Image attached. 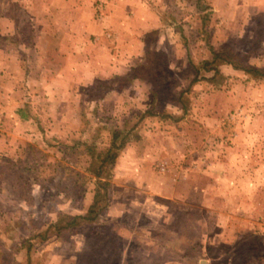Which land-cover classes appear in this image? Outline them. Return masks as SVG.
<instances>
[{
  "label": "rangeland",
  "instance_id": "rangeland-1",
  "mask_svg": "<svg viewBox=\"0 0 264 264\" xmlns=\"http://www.w3.org/2000/svg\"><path fill=\"white\" fill-rule=\"evenodd\" d=\"M55 1L0 0V264H264V79L225 62L264 69V0H157L143 56L83 83Z\"/></svg>",
  "mask_w": 264,
  "mask_h": 264
},
{
  "label": "crops",
  "instance_id": "crops-1",
  "mask_svg": "<svg viewBox=\"0 0 264 264\" xmlns=\"http://www.w3.org/2000/svg\"><path fill=\"white\" fill-rule=\"evenodd\" d=\"M56 1L63 3L61 52L66 61L63 75L77 83H83L87 76L96 78L103 74L110 75L107 72L113 63V69L124 72L125 67H122L132 49L135 52L128 57L130 61L145 53L148 46L145 37L155 27H152L148 19L145 21L142 17L145 13H141L146 7H159L157 0ZM170 1L163 0V3L168 7ZM99 7L100 11L103 10L102 20L97 15ZM137 25L144 29L139 31L138 37ZM2 142L6 145L5 135L0 144Z\"/></svg>",
  "mask_w": 264,
  "mask_h": 264
},
{
  "label": "trees",
  "instance_id": "trees-1",
  "mask_svg": "<svg viewBox=\"0 0 264 264\" xmlns=\"http://www.w3.org/2000/svg\"><path fill=\"white\" fill-rule=\"evenodd\" d=\"M196 7L199 8V10L203 13H205L207 7H209L205 0H196ZM203 22L206 23V17L204 16ZM214 59L212 62H205L203 65L205 67L206 71L214 72L215 74L219 73V70L215 67V62L222 58L221 53L213 51ZM226 63L229 65H232L235 69L242 70L246 73V75H249L254 78L264 79V69L259 68H253L250 66L243 65L242 63H238L237 58L235 59L234 56L227 57V60H225ZM128 134L121 133V132H115L113 134V138L111 141V148L105 155H95L92 154V159H94L95 163L97 165L90 168V171L93 173L94 177L97 178L96 184H97V195L96 198L89 208L87 214L74 217L72 218V222L67 224L68 227L73 226L77 224V221L84 220L87 223H93L95 221H98L102 213L106 210L107 207V199L108 195L105 194L104 196L101 195V191H107V187L109 186V183L104 182L103 179L106 178V172H107V166L110 165L111 167L115 166L119 156L120 151L124 149V147L127 144L128 140ZM120 140V141H119ZM120 142V143H118ZM103 204V205H102ZM105 204V205H104Z\"/></svg>",
  "mask_w": 264,
  "mask_h": 264
}]
</instances>
